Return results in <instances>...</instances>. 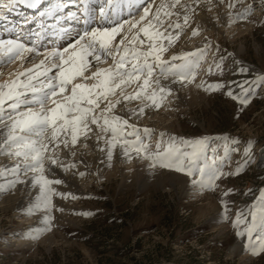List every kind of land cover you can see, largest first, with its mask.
Masks as SVG:
<instances>
[{"label": "snow or ice", "instance_id": "snow-or-ice-1", "mask_svg": "<svg viewBox=\"0 0 264 264\" xmlns=\"http://www.w3.org/2000/svg\"><path fill=\"white\" fill-rule=\"evenodd\" d=\"M91 2L98 3V8L92 7ZM40 4L41 0H0V23L4 24L0 31L7 33L0 35V66L17 60L32 65L15 79L0 84V156L15 161L3 167L11 179L4 181L7 187L0 191L7 193L21 182L38 187L37 199L30 202L28 211L31 214L43 209L41 231L54 226L53 198L67 195L54 187L63 181L49 178V174L57 167L65 171L76 167L75 163H65L66 157L59 153L67 150L75 155L73 146L81 136L85 139L94 136L108 161L119 147L127 160L131 161L134 154L148 161L151 168L159 165L184 173L199 188L213 189L218 186L217 181L232 175L223 171L224 160H218L214 150L209 152L208 137L170 136L165 145V134L161 133V140L152 150L147 142L152 135L150 129L141 132L126 115L115 113L121 101L113 103L111 99L118 94L123 101L140 100L142 113L148 106L145 101L159 108L171 93V88L160 84V77H172L173 83L192 82L201 60L209 54L215 68L223 72L226 55L207 38L195 52L162 60L163 53L180 33L196 23L200 0L184 3L161 0L159 4L155 0H53L38 16L26 17L19 26L4 23L9 14L18 13L21 7L38 9ZM68 5L74 6L75 11L68 9L67 17L82 25L75 36L59 27ZM228 8L234 9L235 5L229 3ZM250 11L249 8L229 11L226 23L231 24L233 17L246 19ZM47 20H55L56 24H46ZM33 24L35 29L29 27ZM50 30L56 40H49L51 47H48L41 42ZM199 31V25L191 28L192 36ZM65 36L69 42L66 46L59 45L58 41ZM109 58L111 66L100 68V63ZM235 63L240 65L239 61ZM90 66L95 70L89 74ZM237 70L240 74L249 71L243 65ZM212 71L210 66L209 72ZM259 79L264 83V75ZM134 83V94H126L125 89ZM199 86L208 92L222 91L239 105L237 115L253 96L251 88L246 89L244 84H237L234 89L217 80ZM232 191L229 188L223 195ZM250 204L248 216L242 218L237 211L236 218L231 219L227 204L221 200L223 219L239 229L238 236L244 237L246 233L248 241L253 239L257 227L264 228V195H257ZM34 237L35 234L30 238ZM245 247L249 245L246 243ZM250 250L253 254L264 252V242L252 244Z\"/></svg>", "mask_w": 264, "mask_h": 264}, {"label": "rangeland", "instance_id": "rangeland-1", "mask_svg": "<svg viewBox=\"0 0 264 264\" xmlns=\"http://www.w3.org/2000/svg\"><path fill=\"white\" fill-rule=\"evenodd\" d=\"M233 4V11L251 9L244 19L249 30L232 43L211 40L226 55L223 72L215 68L209 54L201 60L194 80L197 85L222 80L234 89L237 84H244L253 93L249 104L237 115L239 105L222 91L208 92L202 88L207 99L188 112H180L182 129L168 132L152 128L147 141L155 150L161 133L165 134V145L170 136L208 137L209 152L214 150L218 160H224L223 171L232 173L217 181V187L199 188L184 173L159 165L152 169L185 179L195 195H211L216 210L201 218L198 209L201 202L190 207L191 199L168 189L140 197L133 189L120 193L117 182L93 184L92 190L83 189V194L66 193L65 198L59 195L53 198L69 202L72 208H64L57 200L53 202L54 226L49 231H41L40 226L27 232L22 229L26 224L21 220L13 222L0 210V264H264V252L253 254L250 250L252 244L264 242V228L257 227L251 241L246 233L244 237L238 236L239 229L223 219L221 205V200L225 201L231 219L236 218L237 211L243 218L248 216L250 201L264 195V83L259 79L264 75V0H239ZM202 47L203 42L199 48ZM241 50L240 56L235 55ZM236 61L248 73L240 74ZM172 111L173 108L168 112ZM259 156L262 161L257 159ZM84 173L81 179L87 177ZM229 188L233 191L224 196ZM33 234L35 237L30 238ZM5 235L10 239H5ZM48 236H56L57 240L44 243ZM11 239L15 242L9 243ZM19 243L23 246H18ZM233 245L241 248L240 255L232 254Z\"/></svg>", "mask_w": 264, "mask_h": 264}, {"label": "bare ground", "instance_id": "bare-ground-1", "mask_svg": "<svg viewBox=\"0 0 264 264\" xmlns=\"http://www.w3.org/2000/svg\"><path fill=\"white\" fill-rule=\"evenodd\" d=\"M160 2L161 0H155V3L157 4ZM181 2H188V0H181ZM234 2L239 3V0H200L199 13L196 23L191 25V28H195L199 25V34L192 36L191 28H186L184 32L180 33L174 43L168 47L167 51L163 53L162 60H168L173 55L178 56L185 52H195L197 48L201 47V43L205 40V38L210 39V41L213 40L214 43L218 41H230L231 43L235 42L236 39L242 33L248 31L250 27L244 23V19L239 21L235 19V17H233V22L231 24L226 23L227 13L229 11H233V9L228 8L227 3L229 4ZM94 3L96 2H92V4ZM14 22L16 23V21ZM2 24L3 23H0L1 27L3 26ZM33 26L35 25H31L29 27L35 29ZM125 27H127V25ZM0 35L6 36L7 33L0 31ZM66 45L67 44L64 46ZM242 51L243 50L238 51L235 55L237 54L240 56ZM178 62L179 61H177V63ZM93 63L95 62L93 61ZM111 63V58H109L107 62H101L99 67L108 68L111 66ZM31 66V63H22L19 60L0 66V84H3L5 81L15 79L19 73L24 72L26 68H30ZM94 70L95 69L90 66L89 74ZM173 79L174 78L172 77H168L167 79L160 77V84L171 88L172 91L165 96V99L162 101L159 108L151 105L150 102L145 101L148 106L144 107V110L141 113L139 109L143 107V105L140 100L123 101V99L117 94L111 99L113 103H115L118 99L121 103L116 105L114 112L126 115V118L129 119L130 123L135 124L138 128L142 129V131L144 128H148L150 131H152V128H160L161 130L168 132H176V130L182 129L181 121H179L180 112L185 113L192 107L202 105L207 99V95L201 92L202 88L195 83V80L192 82L177 81L173 83ZM135 89L136 84L134 83L125 89V93L134 94ZM172 108L173 111L168 112ZM133 110H136L135 114H133ZM97 143L98 142L94 136L90 139H85L81 136L78 139L77 144L73 146L75 155L68 153L67 150L60 151V156L66 157L65 163H75L76 167L70 168L67 171L63 168L57 167L49 174V178L61 179L64 183L61 186L54 185L56 189L65 190V193L83 194L85 193L83 192V189L92 190L90 187L93 184L100 186L103 185V182H107L109 184L117 182L120 193H123L127 189H133L135 193L137 192L136 194L141 197L145 195H153L158 192H166L168 189V191L175 192L178 195L180 194L182 197L191 199L189 200L190 207L194 206L193 203L199 204L201 202L198 207L199 217L201 218L207 217L210 213L216 210L217 207H215V204L211 199V195H195V193H193L191 188L187 185V181L185 179L172 173H165L164 171L158 169H152L143 159L136 157L134 154L133 159L129 161L121 155L119 147L114 149L113 158L111 161H108L106 154L102 153L99 150V147H97ZM257 159L262 161L261 156ZM14 162L15 161L8 160L4 156H0V190L7 187V184L4 181L6 179H11L8 174L3 172V167ZM80 172H86L87 177L81 179L79 175ZM21 179L26 180L27 178L22 177ZM38 194V187H34L30 183L21 182L7 193L0 191V210L7 213L13 222L21 220L22 224H26L25 227L22 228L23 230H26L27 232L32 231L30 228L43 226V209L33 212L32 215H30L28 211L30 202H35ZM56 200L57 203L62 205L64 208L70 209L71 204H69V202L66 203L65 200L61 201L60 198H56ZM56 200L54 199L53 202L56 203ZM213 225H218V221H215ZM5 239H10L9 235H5ZM56 240V236H48L43 240V242L53 243ZM14 242V239L9 241V243ZM28 245L33 246L30 243ZM18 246L22 247L23 244L19 243ZM231 252L232 254L234 253L236 255H240L241 248H237L235 246ZM245 258L243 260L247 261Z\"/></svg>", "mask_w": 264, "mask_h": 264}]
</instances>
